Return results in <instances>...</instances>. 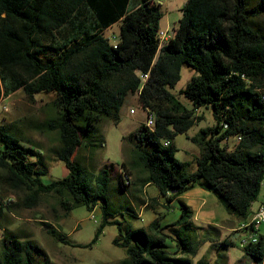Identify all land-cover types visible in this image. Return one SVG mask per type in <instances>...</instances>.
Listing matches in <instances>:
<instances>
[{
	"label": "trees",
	"instance_id": "16d2710c",
	"mask_svg": "<svg viewBox=\"0 0 264 264\" xmlns=\"http://www.w3.org/2000/svg\"><path fill=\"white\" fill-rule=\"evenodd\" d=\"M181 10L173 35L158 45L162 11L155 0H0L2 92L20 88L28 99L35 93L50 95L45 102L49 115L30 126L56 133L58 142L49 152L67 168L66 175L41 181L48 166L37 145L23 141L13 122L0 123L1 179L23 191L26 206L49 193L65 212L77 205L96 208L99 224L82 245L93 242L105 224H116L118 234L111 241L125 251L118 264H210L205 256L193 260L196 245L181 231L171 237L176 249L166 248L164 230L189 226L193 216L179 195L199 184L230 213L247 219L261 188L264 26L255 16L264 17V0H186ZM115 22L112 43L103 30ZM183 64L197 71L179 90L191 106L168 89L180 78ZM136 71L146 73L143 81ZM132 93L140 107L152 111L153 125L139 122L122 135L129 158L119 164V180L125 189L133 184L126 166L137 169L142 183H154L165 201L176 198L180 214L171 222L160 224L155 216L146 227H134L112 217L123 212L110 207L113 163L104 161L91 171L73 157L80 146L93 152L101 145L98 125L103 118L116 122L125 96ZM200 106L211 107L215 122L191 136L201 154L196 169L189 171L187 162L175 156L173 137L197 121ZM9 203L0 198V209ZM123 209L136 216L130 205ZM40 221L56 240L69 242L49 222ZM0 229V264L47 263L44 250L31 238L2 224ZM243 249L246 264H263L264 235L258 233L257 241L245 242ZM224 258L220 252L215 263L225 264Z\"/></svg>",
	"mask_w": 264,
	"mask_h": 264
},
{
	"label": "rangeland",
	"instance_id": "374dc122",
	"mask_svg": "<svg viewBox=\"0 0 264 264\" xmlns=\"http://www.w3.org/2000/svg\"><path fill=\"white\" fill-rule=\"evenodd\" d=\"M155 1L159 3L162 11L159 18V29L171 33L178 24L182 14L181 7L186 0ZM255 18L262 21L264 26V17L255 16ZM116 32L117 23H113L103 30V34L109 38L112 34L116 35ZM196 73L197 71L190 65L183 64L180 78L174 85L168 87L188 106L192 105L191 101L179 90L185 87L191 76ZM2 90V85H0V105L4 104L6 107L4 110L0 109V123L13 122L23 141L27 139L32 144L37 145L46 166H48L47 170L40 174L41 181L48 182L66 175L67 168L63 161L56 159L49 152V147L58 142L56 133L54 131H39L30 126L31 123L41 124L49 115L50 112L45 107V102L50 99V95L35 93L33 99H28L20 88L7 94H3ZM131 106L134 107V112L128 111ZM196 114L201 115L197 121L185 132H179L173 137L177 147L175 156L187 162L189 171L196 169L197 157L201 154L200 145L192 140L191 136L200 127L213 125L215 122L210 106L198 107ZM144 119L145 111L137 102V94H127L119 107L117 121L113 122L108 118H103L98 125L102 135L101 145L93 152H89L88 148L80 146L75 149L73 157L84 163L86 168L91 171H95L104 161H110L114 164H120L122 160L127 161L129 143L122 138V135L133 130L139 122H144ZM231 143L232 139L229 140V144ZM126 169L130 173L131 170L133 171L127 166ZM2 173L3 171L0 169V198L11 200V203L1 207L0 224L19 234H24L37 243L46 254L47 263L45 264H118L125 256L124 248L113 244L111 241L112 237L118 234V228L113 223L105 224L93 242L85 246L82 245L90 241L99 224L97 209L94 210L95 219L90 217L91 211L87 210L84 205L74 206L65 212L59 206L56 196L49 193L41 194L34 205L26 206L23 203V191L8 187L1 179ZM138 175H142V173H138ZM130 178H133L132 175ZM110 182L112 186L109 190L110 207L113 211L120 208L123 211L114 212L112 217L123 220V223L126 222L134 227L145 226L150 216L153 215L150 209L141 208V217L132 216L123 209L130 205L131 209L137 212L140 207L138 198L134 199L131 194L130 196L128 194L129 189L134 192L132 191V184L129 189H123L115 169L110 171ZM145 190L146 194H157V187L154 183L148 184ZM262 191H264V187ZM183 195L182 199L193 208V216L189 220V226L185 227L180 224L176 225V228L164 230L167 235L165 237L167 250L174 251L176 249V243L171 237L176 236L177 231H181V233L188 234L196 245L197 253L192 257L194 261L198 257L205 256L210 264H216L219 253L224 252L226 254L225 264H246L249 258L243 249V239L249 237V232L238 228L231 231L226 229L230 224L239 225L243 219L230 213L214 192L199 184L194 185L193 189L185 191ZM200 203L202 206L196 212ZM154 207H156L154 213L157 215L160 224L171 222L180 214L177 199L172 202V206L169 208L163 205H154ZM40 220L49 222L57 228L69 242L62 243L56 240L46 231L45 225ZM216 227L218 231L215 230ZM260 232L264 235V221L259 224L257 233ZM217 264H221V262Z\"/></svg>",
	"mask_w": 264,
	"mask_h": 264
},
{
	"label": "crops",
	"instance_id": "0c3cea01",
	"mask_svg": "<svg viewBox=\"0 0 264 264\" xmlns=\"http://www.w3.org/2000/svg\"><path fill=\"white\" fill-rule=\"evenodd\" d=\"M115 23H117V26H118V22H115ZM113 165H114V168H115L116 172L118 173V178L120 179V174H122L123 171H122V169H121V167H120L119 164H114L113 163ZM138 173H142V172L138 171L137 169H135V170L133 169V171L131 170V173H130V175H132V177H133L132 178V181L130 180V182H133L134 183V185L132 184V189H133L132 191H134V192H131L130 189H129L131 187V184H129L128 186H126V188L129 189V192H128L129 196L131 194V197L132 198H134V199L135 198H138L137 201H138V204H139L140 207H139L138 211L136 212V216L141 217V213H142L141 212L142 211L141 208H148V209H150L152 211L153 215L150 216V219L148 220V222H149L153 217L157 216L154 213L155 210H156V207H154V205L155 206L163 205L166 208H169V206H172V202L176 198H174L172 201H165L164 198L159 195L158 190H157V194L156 195L146 194L145 188H146V186L148 184H151V182L150 181H147V182L142 183V181H141L140 178L143 177V174L142 175H138ZM137 177L139 178V180H137V179L135 180V178H137ZM114 187H116V186L114 185ZM263 187H264V184H262V186L260 188V192H259L257 198L252 203V210H254V211L256 210V208L258 207V205L264 200V191H262L263 190ZM193 188L194 187H192L190 189H193ZM190 189H188V190H190ZM183 194H184V192L182 194H180L179 197L183 198V196H184ZM201 206H202V203H200L198 205V208L196 209V212H197V210L199 208H201ZM209 220H211V219H209ZM148 222H147V224H148ZM147 224L145 226H143V227H146ZM216 229L218 231V228L217 227H216ZM226 229L229 230V231L236 230L237 229V226L234 225V224H232V225L230 224ZM261 234H263V233H261Z\"/></svg>",
	"mask_w": 264,
	"mask_h": 264
},
{
	"label": "built area",
	"instance_id": "2783aa9c",
	"mask_svg": "<svg viewBox=\"0 0 264 264\" xmlns=\"http://www.w3.org/2000/svg\"><path fill=\"white\" fill-rule=\"evenodd\" d=\"M174 33V29L172 30L171 33L167 32V31H163L161 29L157 30V38H158V45L162 44L163 40H167L168 37H171ZM109 38V36H108ZM110 42L114 43L116 41V36L115 34L110 35L109 38ZM137 74L139 75L141 81L144 80L146 73H140L139 71H136ZM0 109L4 110L6 109L4 104L0 105ZM143 110L145 111V119H144V123L147 126H152L153 125V113L151 110H149L147 107L143 108ZM129 112H134V107H129L128 108ZM240 136H237L236 139H239ZM165 143H167V140H164ZM264 183V175H262V179H261V184ZM96 209V208H95ZM95 209L90 210V217H92V219H95ZM264 221V200L258 205V207L256 208V210L253 212V214L247 218V219H243V221L240 222L239 225H237L238 229H241L243 231H248L249 232V237H247V239H243V242H256L258 239V229H259V224L262 223Z\"/></svg>",
	"mask_w": 264,
	"mask_h": 264
},
{
	"label": "bare ground",
	"instance_id": "6f19581e",
	"mask_svg": "<svg viewBox=\"0 0 264 264\" xmlns=\"http://www.w3.org/2000/svg\"><path fill=\"white\" fill-rule=\"evenodd\" d=\"M166 40H163L162 43H164ZM263 175H264V172H263Z\"/></svg>",
	"mask_w": 264,
	"mask_h": 264
}]
</instances>
